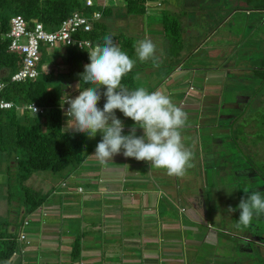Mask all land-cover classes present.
<instances>
[{
    "label": "crops",
    "instance_id": "obj_1",
    "mask_svg": "<svg viewBox=\"0 0 264 264\" xmlns=\"http://www.w3.org/2000/svg\"><path fill=\"white\" fill-rule=\"evenodd\" d=\"M106 1L102 0L101 7L108 9ZM119 2L123 3L121 7L127 14L124 21L125 29L120 32L127 37L140 33L142 39L151 37L156 41V55L160 58V66L154 67L151 60L146 61L145 65L148 66L143 69L145 74L140 75L142 81L139 87L145 88L148 92L159 90L188 114L186 124L181 129V136L185 148L193 153L192 167L187 169L183 177H170L164 169L152 168L149 162L126 158L122 154L114 155L112 159L101 164L92 156L96 146L90 147L91 151L84 162L67 177L54 175L53 178L49 174L37 176L50 179V186L53 187L41 192L48 193L47 199L26 219L28 221L29 217L35 222H42L43 232L33 231L32 236L25 233L26 245L22 244L23 249L14 257L12 264H32L36 261H39V264H112L113 258L117 259L116 264H159L160 260L165 264H175V258L182 249H185L188 255L191 252L195 253V246L199 242L214 240V237L205 233L200 225L197 226L198 222H194L196 220L194 215L198 210L187 213L183 205L198 204L200 196H197L195 190L207 186L203 182L201 187L196 186L195 182L193 187L191 181L203 172L214 170L207 165L208 159L214 157L210 148L224 139H228L229 145L232 144L229 136L232 135L233 124L238 116H243L249 103L245 97L247 93H237L239 87L233 85L236 79L232 78L227 66L232 54L225 56V59L218 61V64H216L217 57L209 53L201 59H212L208 63L188 61L189 54L197 55L193 54L195 49L207 51L205 48L208 46V39L219 32L221 24L215 25L218 27L212 28V32L204 33L205 39L201 40L203 35L198 34L199 23L196 21L193 29L197 33L192 37H199L196 45L199 48H193L194 45L188 47L191 44L184 41V18L188 16L187 13L196 12L194 15L200 13L197 11L198 6L192 9L193 6L189 5L191 0H182L181 3L178 1L174 3L176 2L174 0H159L155 5H146V10L141 15L129 14L126 11L125 1L118 0ZM95 4L99 6L100 3L95 2ZM108 12L110 13V10ZM162 12L179 16L181 20L183 48L177 54L172 49L168 52L162 44L165 49L161 50L160 39L153 35L164 36L161 26ZM208 16L211 17L209 14ZM211 19L216 22L215 18L211 17ZM121 24L123 22H119L118 25ZM104 25L112 33L119 32L112 31V27L107 23ZM214 29L216 30L213 32ZM115 44L118 47L120 45V43ZM160 50L168 53V59L164 57L162 59L163 55H158ZM134 51L133 46V53ZM47 52L50 54L48 49ZM65 56L66 50L63 47L53 53V58L60 60L61 63ZM133 58H137L135 53L131 59ZM135 66L136 68L139 66L137 62ZM143 70L139 72L143 73ZM67 72L66 66L64 73ZM243 79H247V73ZM246 81L236 82L246 86ZM69 85H72V79ZM139 87L133 85L128 89L134 90ZM65 90L69 92L70 89ZM70 97L75 98L74 93ZM101 100L102 103H98L97 106L102 109L105 99L101 98ZM116 115L123 120L124 134H127L134 122L130 118L123 117L119 110H116ZM69 128L67 127V130ZM137 135H142V130L139 128ZM96 139L100 142L101 134L98 133L93 139L88 138L89 142ZM241 170L240 172L244 171ZM34 176L36 175L32 177ZM211 184L212 187L216 185V179ZM193 198H196L195 202L190 204ZM190 209L192 210L193 207ZM183 215L184 218L181 219ZM53 220L57 221L54 225L51 224ZM62 222L68 224L63 225ZM250 227L252 226L247 228ZM205 228L214 230L210 223ZM179 234L182 238L181 245L183 244L180 251L178 245L174 243ZM184 234L189 235V238H183ZM53 235L56 237L51 239ZM257 237L259 236L251 238ZM242 239L246 242L245 239L248 241L250 237L245 233ZM75 241L79 242L80 255L77 261L72 262L70 253ZM159 244H162V247ZM155 246L159 248L155 249ZM50 250H55L56 254L46 253ZM50 256L54 258L45 259Z\"/></svg>",
    "mask_w": 264,
    "mask_h": 264
},
{
    "label": "rangeland",
    "instance_id": "obj_2",
    "mask_svg": "<svg viewBox=\"0 0 264 264\" xmlns=\"http://www.w3.org/2000/svg\"><path fill=\"white\" fill-rule=\"evenodd\" d=\"M93 1L94 3L99 2L100 4L99 6L93 5L88 9H85L84 14L86 16H90L92 12H95L99 9V7L102 6V0ZM174 1H176L174 3H177V1L179 3L182 2V0ZM209 1L211 0H191V2H189L190 4H188L193 6L192 9H196L194 7L197 6V4L194 3L206 4L209 3ZM225 1L226 6L224 9L227 10L223 12V14L220 12V14L217 15V18L215 17L217 22H213L211 17L208 16L209 12L212 11L203 10L196 15H194L196 12L187 13L188 16L184 18V41L186 40L187 44H191V47L194 45L193 48L196 47L199 41L198 36L192 37L194 33H197V31L193 29L195 26L194 23L196 21L199 23L198 34L201 33V35H203L201 40L205 39L206 33L212 32V28L217 29L218 26L215 25L221 24V26H219V32H216L210 37V39H208V46L206 48L204 47L207 51L204 52L199 48V46H197L196 48L199 49H195L193 51V54L197 55L193 56L191 53L189 54V59L188 55L186 57L189 62L202 61L203 63H208L209 60L212 61V59H201L206 57V53H209L211 56L217 57L216 64H218L222 59H225V56L232 54L230 56L231 61L227 65L232 78L236 79V81H247L245 83L246 86L243 84H238L236 81L234 84H230L237 85L239 87L237 93H247L245 94V97L248 99L249 103L246 105L247 107L243 112V116H238L237 121L233 124L232 135L229 136L232 144L229 145L228 139H224L221 143L210 148L213 151L212 154L214 153V157L212 159H208L207 165L213 167L214 170H212V172H203L197 178H194V180L191 181L193 187L195 186V182L196 186L198 185L201 187L202 182L207 186L195 190L197 196H200L198 204L190 206L181 204L187 209V213L198 210V212L194 215L196 218L194 222H198L199 224H197V226L200 225L205 233H209V235L214 237V240L199 242L198 245L195 246V253L191 252L187 255L185 253V249H182V238L180 236L181 234H179L178 239L175 240L174 243L178 245L179 251L182 249V252H179V256L175 258V264H264V215L259 217L254 216L249 224V226H252L250 228H245L243 226L237 228L236 225L237 220L239 219V210L237 209V211L233 213H229L227 211L229 206L236 208L241 197L245 196L243 191L244 188H247L250 192L258 190L262 195H264V88L261 89L262 91L260 92L258 88H256L258 84L252 80H249L252 71L249 67L251 61H249L250 63L246 65L247 57L249 56V53H251L249 50H256L258 48L259 40L264 41V16L259 17V22H261L260 25H254L256 31L253 27H248L245 33V23L247 24V22L250 21L248 20L249 17L245 16L241 11L236 12L234 10L235 7L241 8L240 6H242V4H239L238 0H213V2H216L214 4L217 7L218 5H222L221 3ZM106 2L108 3V10H110V13L102 15L100 22L109 24L112 27V31H123L125 29V16L127 15L125 9L123 7L116 6L115 1L107 0ZM113 3L114 5H112ZM213 6L214 5L212 4V7ZM206 9L211 10L212 8L206 7ZM229 10L230 12L228 13ZM197 11H199V9H197ZM225 15L228 17L226 21V18L224 19ZM220 20L222 22H220ZM223 21L225 22L223 23ZM119 22H123V24L118 25ZM216 29H214L213 32ZM153 35L160 39V46L162 44L167 48L166 50L168 52L171 51L172 42H167L163 35ZM141 37L143 36L140 33L128 37L129 40L127 41V44H130V46H125L123 50L132 48L134 44L142 39ZM148 39H151V37H148ZM151 40L154 44H156V41H154L153 38ZM61 45L62 44H59L53 49H48L45 45L41 46V60L40 64L37 66V71L40 76H45L52 71L55 75L54 81L58 84H60V82L62 83V78L66 76L64 73L66 71L64 62L61 63L60 60H55L53 58V53L58 52L59 49L62 48ZM163 46H161V50L165 49ZM47 49L49 50L50 54H48ZM172 49H175V47H172ZM161 50L158 55H163L161 57L162 59L163 57L168 59V53H164ZM133 60H137V58H133ZM136 62L139 66L136 68L134 65V69L131 71L132 74L130 76H132L134 79L133 85H137V87H139L142 81L140 75L143 76L145 74L144 68L146 65L148 66V64L145 65V62L140 63L139 60ZM229 66H231V68H229ZM244 69L248 70L245 71ZM142 70L143 73H140L139 71ZM245 73H247V79H243ZM71 79L72 85H69L68 88L70 90L69 92L67 91L66 94L67 96H70L74 93V96L76 97L79 95V91H82L83 89L78 86V81L75 79V77L71 76ZM102 90L104 89L102 88L101 91ZM98 103H102V100H100ZM69 126L70 124L68 125V128ZM68 131L72 130L68 129ZM192 139L195 138L192 137ZM224 141L226 143H224ZM98 142V139L95 141H90L89 147H95ZM3 156L4 155H0V172L3 170L1 166H5L2 165L3 163H1L4 161L1 159ZM241 169L244 171L240 172L242 171ZM9 170H11V173H13L14 168L10 167ZM194 170L196 169L194 168ZM45 174L46 173L43 172L34 173L33 175L36 176L31 177L32 179L30 178V181H28L25 185L28 188L30 187L32 190L39 192L51 189L50 187L53 186H50V179L47 177H37L40 175L44 176ZM47 174H49L51 177L54 176L50 173ZM5 179L6 177L4 174L0 173V217L10 220L14 219L16 214L20 215V212L17 209V204L21 202L23 194L22 190H20L19 184L13 185L10 183L7 186V182L4 184ZM215 179L216 185H213V187H215L213 188L211 183L214 182ZM195 199L196 198L191 199L190 204H193ZM190 207H193V209L191 210ZM188 216L189 215H187V217ZM182 217L184 218V215L181 216V219H183ZM45 220L49 221L47 218H45ZM28 222L29 227L23 229L24 234L26 233V235L32 236L33 231L38 232L40 230L43 232L42 222H35L29 217ZM55 222L57 221L53 220L51 224L54 225ZM62 223L63 225L68 224L64 222ZM208 223L214 227V230H208L205 228ZM46 231H50L52 234L55 233L52 230ZM257 231L261 232L257 233L259 237L251 238L257 236L255 234ZM245 233L247 237H250L248 241L245 239L246 242H244L242 239V236ZM55 237L56 236L53 235L50 238L54 239ZM183 238L188 239L189 235L184 234ZM182 241L184 242V240ZM159 246L162 247V244H159ZM159 246H155L154 248L158 249ZM52 251L50 250L46 253L55 255V250ZM159 257H161V254ZM51 258L54 257H45L46 260H50ZM116 260V258H113L111 261L114 263L112 264H116ZM160 261L161 262L159 264H165L162 262V260ZM32 264H39V261L33 262Z\"/></svg>",
    "mask_w": 264,
    "mask_h": 264
},
{
    "label": "trees",
    "instance_id": "obj_3",
    "mask_svg": "<svg viewBox=\"0 0 264 264\" xmlns=\"http://www.w3.org/2000/svg\"><path fill=\"white\" fill-rule=\"evenodd\" d=\"M124 1L126 11L136 15L143 14L146 5L151 6L159 2V0ZM214 3L216 2L211 0L206 4H196L199 11H212L209 15L217 18L220 12L223 14L227 10L224 9L226 1L218 5L220 8ZM238 3L242 4L241 8L235 7L234 10L241 11L250 20L247 24L245 23V33L248 27L254 28V25L261 24L259 17L264 16V0H238ZM206 7L212 9H206ZM84 10L82 0H0V83L5 85L0 98L13 104L8 110H0V155H4L1 158L4 161L1 163L5 165L1 166L3 170L0 173L6 177L4 184L6 182L7 186L10 183L19 184L23 194L21 202L16 203L21 216L16 214V217L10 220L0 217V264H12L14 257L21 253L22 244L26 245V241L19 242L18 236L20 231L28 227L24 225V221L48 197V193L42 194L28 188L25 185L27 181L34 173L40 172L65 178L84 162L91 151L86 134H74L67 130L69 118L65 121L61 110L64 100L70 97L67 96L65 89L71 83V76L77 79L81 89L88 87L81 80L84 65L90 63L88 51L79 52L74 47L65 48L66 56L63 62L68 72L60 84L54 81L55 75L52 71L45 76L38 74L35 79L13 82L11 77L21 67L22 57L8 50L9 39L6 35L10 29V19L14 16H21L27 22L29 29L33 26V22H37L43 26L44 30L54 31L63 20L75 12L84 14ZM108 11L107 8L99 7L98 12L101 13V19L102 15L109 14ZM225 18L228 17L225 15ZM100 21H95L92 30L80 36L90 41L93 46L102 45L103 36L112 33ZM181 24L179 16L168 12L161 13L164 37L167 42H172V47L175 49L172 47L171 49L175 54L183 48ZM112 34H114V43L118 45L120 43V49L132 58L134 56L133 46L128 50L125 49L126 51L123 50L125 46H130L127 44L128 37L123 32ZM188 47L191 46L188 45ZM249 51L251 53L247 57L246 65L251 61L250 79L258 84L256 88L261 92L264 88V41L259 40L258 48ZM40 60L41 56L36 70ZM131 74V72L128 73L121 81L122 86L129 89L132 88L134 82ZM31 104L45 109L44 114H32L27 110V106ZM10 167L14 168L13 173L9 170ZM79 255L80 245L78 241H75L70 253L71 261H77Z\"/></svg>",
    "mask_w": 264,
    "mask_h": 264
},
{
    "label": "clouds",
    "instance_id": "obj_4",
    "mask_svg": "<svg viewBox=\"0 0 264 264\" xmlns=\"http://www.w3.org/2000/svg\"><path fill=\"white\" fill-rule=\"evenodd\" d=\"M113 35L105 34L103 44L88 51L90 63L84 65L81 74V80L88 87L79 91L75 98L67 97L66 101L68 108L64 115L69 118V129L74 134L84 133L89 139L101 134L92 155L101 164L122 154L126 158L149 162L152 168L164 169L170 177H183L192 167L193 158L181 136L188 114L159 90L148 92L143 87L129 90L122 86V79L132 71L136 60L114 43ZM156 49V44L148 38L134 44L140 63L151 60L154 67H159ZM102 97L105 103L101 109L97 105ZM33 109L36 113L37 110ZM116 110L134 122L127 134H124L125 124L117 117ZM138 128L142 135H137ZM243 191L245 196L241 197L236 208L229 206L227 209L229 213L239 210L237 228H247L254 216L264 215V195L258 190L250 192L244 188Z\"/></svg>",
    "mask_w": 264,
    "mask_h": 264
},
{
    "label": "built area",
    "instance_id": "obj_5",
    "mask_svg": "<svg viewBox=\"0 0 264 264\" xmlns=\"http://www.w3.org/2000/svg\"><path fill=\"white\" fill-rule=\"evenodd\" d=\"M83 9H88L94 5L93 0H82ZM101 13L95 11L86 16L81 12H75L67 19L63 20L56 30L46 31L40 23L33 22V26L29 29L27 22L21 16H14L10 19V29L6 38L9 39L8 50L22 57L21 67L12 75L13 82H21L26 79H35L38 76L36 65L40 59L41 45L53 49L57 45L62 44L63 48L74 47L79 52L92 51L95 46L86 39H82L81 34L88 33L92 30L93 23L98 21ZM180 70V68H178ZM5 85L0 83V94L3 92ZM67 98L61 107L64 110L68 108ZM13 106L11 102H7L0 98V110H8ZM33 107L37 110L36 113ZM32 114H44L45 109L31 104L27 106ZM65 116V115H64ZM66 117V116H65ZM68 118V117H66ZM27 221L24 225L27 226ZM25 240V235L21 231L18 241Z\"/></svg>",
    "mask_w": 264,
    "mask_h": 264
},
{
    "label": "water",
    "instance_id": "obj_6",
    "mask_svg": "<svg viewBox=\"0 0 264 264\" xmlns=\"http://www.w3.org/2000/svg\"><path fill=\"white\" fill-rule=\"evenodd\" d=\"M114 1H115V3H116V6H120V7L123 6V3H122V2H119V3H118V0H114ZM64 120L66 121L67 118L64 117Z\"/></svg>",
    "mask_w": 264,
    "mask_h": 264
}]
</instances>
